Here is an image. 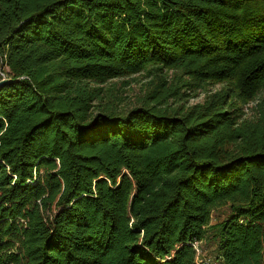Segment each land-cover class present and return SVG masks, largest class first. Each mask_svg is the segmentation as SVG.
Masks as SVG:
<instances>
[{
	"label": "trees",
	"instance_id": "obj_1",
	"mask_svg": "<svg viewBox=\"0 0 264 264\" xmlns=\"http://www.w3.org/2000/svg\"><path fill=\"white\" fill-rule=\"evenodd\" d=\"M0 71V264H264V0H0Z\"/></svg>",
	"mask_w": 264,
	"mask_h": 264
},
{
	"label": "rangeland",
	"instance_id": "obj_2",
	"mask_svg": "<svg viewBox=\"0 0 264 264\" xmlns=\"http://www.w3.org/2000/svg\"><path fill=\"white\" fill-rule=\"evenodd\" d=\"M1 71H0V77H1ZM121 82H127L128 86L125 88H122L120 86ZM146 81L142 80L140 77H136V78H131V79H126V80H118L115 81L114 84L115 85V92L118 93L119 96H121V98L124 99V103L123 104H128L129 102H131L135 96H138L141 93V89L143 86H145ZM219 84L216 85H211L208 86V90L209 91H213L219 88ZM264 86V85H263ZM204 93H202V91H198L195 95V97L191 98L189 100V104H194V103H198L201 102L204 98ZM258 97H260V95H258ZM254 103H250L246 108L249 109L250 107H252ZM226 212V211H225ZM224 217V211H219V212H215L212 216V220H211V225H215L217 222H220V220ZM211 253H213V246L211 243H203V245H201V247H199L198 249V254L201 256V258H206V256L210 257ZM212 258V257H211Z\"/></svg>",
	"mask_w": 264,
	"mask_h": 264
},
{
	"label": "water",
	"instance_id": "obj_3",
	"mask_svg": "<svg viewBox=\"0 0 264 264\" xmlns=\"http://www.w3.org/2000/svg\"><path fill=\"white\" fill-rule=\"evenodd\" d=\"M14 81H11V80H7V79H3L0 81V88L5 86V85H9L11 83H13Z\"/></svg>",
	"mask_w": 264,
	"mask_h": 264
},
{
	"label": "built area",
	"instance_id": "obj_4",
	"mask_svg": "<svg viewBox=\"0 0 264 264\" xmlns=\"http://www.w3.org/2000/svg\"><path fill=\"white\" fill-rule=\"evenodd\" d=\"M1 77H3V75H1Z\"/></svg>",
	"mask_w": 264,
	"mask_h": 264
}]
</instances>
